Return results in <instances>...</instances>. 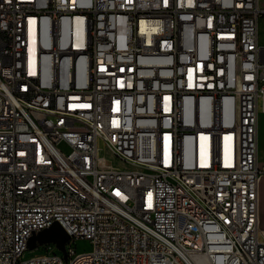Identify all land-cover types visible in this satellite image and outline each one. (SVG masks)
I'll return each mask as SVG.
<instances>
[{"label": "built area", "instance_id": "2783aa9c", "mask_svg": "<svg viewBox=\"0 0 264 264\" xmlns=\"http://www.w3.org/2000/svg\"><path fill=\"white\" fill-rule=\"evenodd\" d=\"M262 16L264 0H0V264H264ZM54 223L65 257L24 258Z\"/></svg>", "mask_w": 264, "mask_h": 264}, {"label": "rangeland", "instance_id": "374dc122", "mask_svg": "<svg viewBox=\"0 0 264 264\" xmlns=\"http://www.w3.org/2000/svg\"><path fill=\"white\" fill-rule=\"evenodd\" d=\"M258 40L261 45H264V16L260 17L258 20ZM260 118L261 124V133H262V140H261V151L264 155V112L260 111L258 119ZM99 155L104 156L106 160L115 167H120L122 169L131 168L129 165H124L116 160V158H112L102 142L99 143ZM259 224L260 227H264V175L261 177L260 180V207H259ZM73 244L76 246V252H83L90 250V243L88 240L84 239H75L73 240ZM41 248H35L33 250H26L23 257L28 258L31 255L40 252ZM57 253H60L59 251Z\"/></svg>", "mask_w": 264, "mask_h": 264}, {"label": "water", "instance_id": "95a60500", "mask_svg": "<svg viewBox=\"0 0 264 264\" xmlns=\"http://www.w3.org/2000/svg\"><path fill=\"white\" fill-rule=\"evenodd\" d=\"M68 240L69 236L65 230L58 223H54L52 226L32 235L28 240L27 248L33 250L38 244L54 243L65 257V243Z\"/></svg>", "mask_w": 264, "mask_h": 264}, {"label": "crops", "instance_id": "0c3cea01", "mask_svg": "<svg viewBox=\"0 0 264 264\" xmlns=\"http://www.w3.org/2000/svg\"><path fill=\"white\" fill-rule=\"evenodd\" d=\"M261 140H262V133H261L260 118H259L258 119V160L260 163H264V155L262 154L261 147H260Z\"/></svg>", "mask_w": 264, "mask_h": 264}]
</instances>
